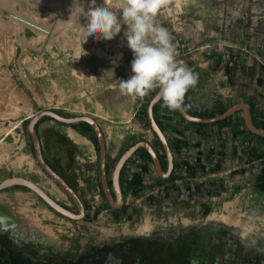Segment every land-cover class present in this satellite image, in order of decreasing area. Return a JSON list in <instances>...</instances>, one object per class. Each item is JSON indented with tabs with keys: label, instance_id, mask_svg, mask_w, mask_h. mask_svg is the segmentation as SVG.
Instances as JSON below:
<instances>
[{
	"label": "rangeland",
	"instance_id": "1",
	"mask_svg": "<svg viewBox=\"0 0 264 264\" xmlns=\"http://www.w3.org/2000/svg\"><path fill=\"white\" fill-rule=\"evenodd\" d=\"M90 5L91 0L84 7L85 12ZM56 17L43 38L26 49L15 42L13 56L0 63V78L10 83L0 97V114L3 113L0 138L9 145L7 151L11 155L10 160L0 162V180L18 174L39 183L50 182L46 172H38L28 163L12 161L21 152L39 164L26 125L40 109L51 108L65 115L87 113L98 118L111 140L107 154L109 176L117 161V148L131 141L130 138L121 141L122 129L129 124L122 122L124 116L137 110L134 123L128 127L141 137L151 127L145 114L155 91L140 98L121 95L119 90V80L133 75V52L123 36L127 26L122 25L121 33L112 40L88 38L81 23L61 27L57 26ZM80 17L87 21L86 17ZM155 23L169 32L176 58L185 57L195 66H210L216 72L225 69L222 73L229 75L245 72L254 61L264 67V0H170L158 12ZM26 35L29 39L39 38L32 27H27ZM216 56L222 57V63L212 65ZM16 106L20 108L17 112ZM56 124L64 128L72 125L89 138L87 144L71 141L70 158L59 166L85 200L86 216L81 219L65 216L48 207L28 187L12 185L0 190V203L23 204L36 214L35 225L42 235L72 249L82 247L88 240L104 242L112 238L127 241L134 238V243L142 248V238L133 236H137L138 227L147 220L153 228L185 221L201 223L210 218L216 222L212 234L217 243L230 232L232 245L242 247L240 240H243L247 251L264 248V200H257L254 192L244 193L240 185L224 193V179L192 167L185 148L176 151L175 167L169 177H162L152 165L136 167L150 157L142 151L134 153L121 174L126 203L116 208L102 190L100 149L93 140L94 132L83 123L56 121ZM5 129L10 131L5 133ZM22 142L24 145L19 148ZM59 198L65 205L73 206L65 193ZM234 200L236 224L218 219L226 211L225 201ZM89 254L90 251L86 254L88 259Z\"/></svg>",
	"mask_w": 264,
	"mask_h": 264
},
{
	"label": "crops",
	"instance_id": "2",
	"mask_svg": "<svg viewBox=\"0 0 264 264\" xmlns=\"http://www.w3.org/2000/svg\"><path fill=\"white\" fill-rule=\"evenodd\" d=\"M221 60L222 57L216 56L212 59L211 64L218 65L222 63ZM190 63V69L198 74V83L189 89L186 99L196 110L205 111L206 116H211L222 112L224 108L226 109L234 103L246 101L249 106H253L255 119L264 123L263 64H257L254 61L249 63L245 72L229 75L222 73L225 69L216 72L210 66L202 64V66H195L192 61ZM147 108L148 105L145 114L148 117ZM137 109L140 108L137 107ZM156 112L165 126L164 131L172 145L175 156H177V150L185 148L187 159H189L192 167L209 176H219L224 179V188H226L224 193L234 186L240 185L244 193L246 191L254 192L257 200H264V139L254 135L247 127L242 109L236 110L224 122H218L219 120L213 122L188 120L182 116L179 110L172 111L164 107L162 100L157 103ZM136 113L137 110L132 113L129 112L122 120V122L129 124H126L122 129L121 141L124 142L129 138L131 141L125 147L119 145L116 150L117 160L125 149L139 139L151 141L160 153L164 152L160 147L162 146L160 139L152 127L149 126L150 128L146 129L148 134H143V137L128 127L134 123ZM140 115L143 118L141 112ZM56 121L59 120L55 118L42 120L37 129L42 138L45 153L58 166H61L63 165V158L66 159L65 155L70 150L71 141L81 142H77L69 135V128L76 129L75 127L68 125L64 128L63 125L56 124ZM98 121L103 128L109 154L111 140L103 123L99 119ZM82 134L86 138V142L81 144H87L89 141L87 133ZM52 155L57 156L53 159ZM129 163L130 159L124 167L130 165ZM139 165L149 167L150 165L154 166V163L152 159L146 158L143 159L142 164L138 163L136 167H141ZM56 184L59 186L57 182Z\"/></svg>",
	"mask_w": 264,
	"mask_h": 264
},
{
	"label": "flooded vegetation",
	"instance_id": "3",
	"mask_svg": "<svg viewBox=\"0 0 264 264\" xmlns=\"http://www.w3.org/2000/svg\"><path fill=\"white\" fill-rule=\"evenodd\" d=\"M44 154L52 167L77 190L86 206L76 185L65 176L45 150ZM70 155L68 151L66 159H62L63 165L69 160ZM121 174L122 170L120 182L125 204L126 194ZM108 178L112 187L111 175H108ZM59 186L72 201V207L66 206L77 211L74 199L60 184ZM54 196L65 205L59 197L55 194ZM214 225L216 222L208 218L201 223L185 221L184 224L155 226L150 232L137 233L135 234L137 236H133L142 238V248L134 243L136 241L134 238L131 241H127L126 238H112L104 242L88 240L82 247L72 249L62 246L52 237L49 239L37 234L26 233L24 236L14 234L0 222V227L5 229H0V264H264V248L247 251L243 248L246 247L243 240H240L242 247L232 245L230 232L224 234L220 243H217L212 234L215 230ZM89 251L91 254L88 259L86 254Z\"/></svg>",
	"mask_w": 264,
	"mask_h": 264
},
{
	"label": "clouds",
	"instance_id": "4",
	"mask_svg": "<svg viewBox=\"0 0 264 264\" xmlns=\"http://www.w3.org/2000/svg\"><path fill=\"white\" fill-rule=\"evenodd\" d=\"M170 0H103L102 6L91 0L84 11L79 0H74L71 15L87 19L82 26L86 37L112 40L127 29L123 36L133 52L131 70L127 80H119L121 95L145 97L157 91L169 110H181L186 93L198 83V74L176 59L175 45L166 28L155 23L160 9ZM122 14V15H121Z\"/></svg>",
	"mask_w": 264,
	"mask_h": 264
},
{
	"label": "water",
	"instance_id": "5",
	"mask_svg": "<svg viewBox=\"0 0 264 264\" xmlns=\"http://www.w3.org/2000/svg\"><path fill=\"white\" fill-rule=\"evenodd\" d=\"M176 59L179 62H183L187 67L190 68L191 63L187 58L178 57ZM156 93L155 95H153V97L149 100V103H148V108H147L148 119H149L152 129L155 131V133L159 137L164 147V152L167 158V168H164L161 157L159 155V152L156 146L147 139H139L133 144H131L127 149H125L123 153L120 155V157L118 158L117 162L115 163V166L111 174V180H112V187H111L109 178H108V170H107L108 151H107L106 138H105L103 128L100 122L98 121V119L92 114L82 113V114H74V115H65L55 109L43 108L33 113L30 116L29 121L26 125V129L28 133L30 134L32 142H33L35 157L39 165L41 166V168L52 179L58 182L68 192V194L74 199V201L77 204V211L64 205L60 200H58V198H56L42 184H40L39 182H37L36 180L28 176L18 175V174L6 176L2 180H0V190L6 187L12 186V185H24L30 188L32 191L36 192L47 203V205L50 208L54 209L55 211L65 216H68L70 218H73V219H81L85 217L86 216V206L82 198L80 197L79 193L77 192V190L68 182V180L60 172H58L54 167H52V165L46 159L45 154H44V149H43L42 138L36 127L37 122L46 115L52 116L53 118L59 121L66 122V123H74V122L84 120V121L89 122L93 126L97 134V137H98L99 147H100L101 183H102L104 193L107 196L112 206L116 208L122 207L124 205L125 199L122 193L120 173H121L123 166L128 161V159L136 152V150L139 147H145L148 150L157 172L162 177H169L172 174V171L175 167V156H174L172 145L166 135V132L163 130L161 125L158 123L156 116H155L154 106L160 101L159 99L156 98ZM238 109L243 110V116H244L247 127L252 132L264 136V127L258 126L254 122L252 113L250 110V106L248 102L246 101L234 103L228 106L222 112L217 113L215 115H211V116H200V115L192 114L185 108V106H183V108L179 111L183 117L191 121L213 122V121H218V120L229 117L231 114H233Z\"/></svg>",
	"mask_w": 264,
	"mask_h": 264
},
{
	"label": "bare ground",
	"instance_id": "6",
	"mask_svg": "<svg viewBox=\"0 0 264 264\" xmlns=\"http://www.w3.org/2000/svg\"><path fill=\"white\" fill-rule=\"evenodd\" d=\"M79 2L86 6L90 0H79ZM74 0H0V63L7 62L13 56L15 51L14 43L17 42L24 49L36 43L40 38L46 35L48 29L52 26L54 18L58 17V25L66 27L67 25L82 24L85 26L87 21L84 18L76 15H71ZM97 6L103 5V0H96ZM56 17V18H57ZM56 20V19H55ZM27 27H32L39 34V38H27ZM16 37V39H14ZM6 71V70H4ZM8 73V71H6ZM10 83L6 78H0V97L3 96L4 89L8 88ZM15 107V111L19 110ZM3 113L0 114V116ZM6 114H4L5 116ZM10 129H5L8 133ZM11 133V132H10ZM69 135L77 142L84 143L86 138L73 128H69ZM24 143L18 146L22 148ZM9 145L5 139L0 138V162L10 160L11 155L8 153ZM19 156L13 158L12 161L18 164L28 163L32 169L38 172L45 173L41 166L35 162V159L29 155L19 152ZM50 177V176H49ZM53 184H51V183ZM50 182L43 181L42 184L46 189L50 190L53 195L57 197L64 193V191L57 186L54 179L50 177ZM236 201H225L224 208L226 211L219 214L218 219L232 224H236L234 219ZM36 214L23 204H2L0 203V222L4 228L11 229L14 234L24 236L26 233L42 235L35 225ZM152 224L149 220L140 225L137 229L138 233L150 232Z\"/></svg>",
	"mask_w": 264,
	"mask_h": 264
},
{
	"label": "trees",
	"instance_id": "7",
	"mask_svg": "<svg viewBox=\"0 0 264 264\" xmlns=\"http://www.w3.org/2000/svg\"><path fill=\"white\" fill-rule=\"evenodd\" d=\"M157 91H158V90H156V91L153 93V95H155V93H156ZM186 94H187V93H186ZM153 95H152V97H153ZM152 97H151V98H152ZM184 106H185V108H186L190 113H192V114H196V115H200V116H206V115H207V113H206L205 111H202V110H196V109H195V108H194V107H193V106L187 101L186 96H185V100H184ZM250 108H251V112H252V116H253V120H254V122H255L258 126H263V127H264V123L259 122V121H257V120L255 119L254 114H253V106H252V105H250ZM224 109H225V108H224ZM224 109H223V110H224ZM156 110H157V104L154 106L155 116H156V119H157L158 123L161 125V127H162L163 130H164V129H165V126H164L162 120H161V119L159 118V116L157 115ZM45 117L53 118L52 116H48V115L42 117V118L37 122L36 127H38V124L40 123V121H41L43 118H45ZM226 119H227V118L221 119V120H219L218 122H224ZM76 123H83L87 129H91V130L94 132L93 140L96 142L98 149H100V147H99L98 137H97V134H96V132H95L93 126H92L89 122L84 121V120H82V121H78V122H74L73 124H76ZM83 131H84V130H83ZM252 133H253L254 135H256L257 137L264 139V136H263V135H260V134L254 133V132H252ZM160 142H161V141H160ZM161 144H162V143H161ZM162 147H163V145H162ZM163 148H164V147H163ZM138 151H142V153L146 154L148 157L151 158V156H150L148 150H147L145 147H139V148L136 150V152H138ZM136 152H135V153H136ZM158 152H159V151H158ZM159 155H160V157H161L162 164H163V166H164V168H165V167L167 166L166 154H165V152H163V153H160V152H159ZM102 190H103V189H102ZM103 192H104V191H103Z\"/></svg>",
	"mask_w": 264,
	"mask_h": 264
}]
</instances>
